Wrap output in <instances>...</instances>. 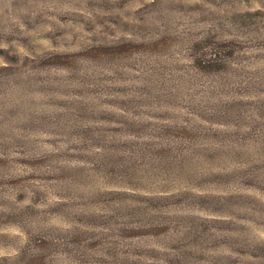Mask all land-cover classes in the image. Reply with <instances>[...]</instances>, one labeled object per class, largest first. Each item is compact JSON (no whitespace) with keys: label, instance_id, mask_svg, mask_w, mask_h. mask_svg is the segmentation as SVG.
I'll return each mask as SVG.
<instances>
[{"label":"rangeland","instance_id":"1","mask_svg":"<svg viewBox=\"0 0 264 264\" xmlns=\"http://www.w3.org/2000/svg\"><path fill=\"white\" fill-rule=\"evenodd\" d=\"M0 264H264V0H0Z\"/></svg>","mask_w":264,"mask_h":264}]
</instances>
